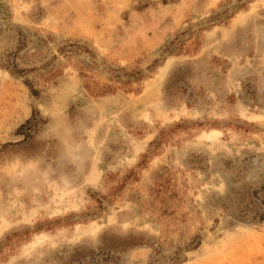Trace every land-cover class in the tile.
Instances as JSON below:
<instances>
[{
	"label": "rangeland",
	"instance_id": "374dc122",
	"mask_svg": "<svg viewBox=\"0 0 264 264\" xmlns=\"http://www.w3.org/2000/svg\"><path fill=\"white\" fill-rule=\"evenodd\" d=\"M263 202L264 0H0V264H264Z\"/></svg>",
	"mask_w": 264,
	"mask_h": 264
},
{
	"label": "trees",
	"instance_id": "16d2710c",
	"mask_svg": "<svg viewBox=\"0 0 264 264\" xmlns=\"http://www.w3.org/2000/svg\"><path fill=\"white\" fill-rule=\"evenodd\" d=\"M264 203V202H263ZM261 216H264V207H263V213H262V215Z\"/></svg>",
	"mask_w": 264,
	"mask_h": 264
},
{
	"label": "bare ground",
	"instance_id": "6f19581e",
	"mask_svg": "<svg viewBox=\"0 0 264 264\" xmlns=\"http://www.w3.org/2000/svg\"><path fill=\"white\" fill-rule=\"evenodd\" d=\"M216 133H218V132H216Z\"/></svg>",
	"mask_w": 264,
	"mask_h": 264
}]
</instances>
